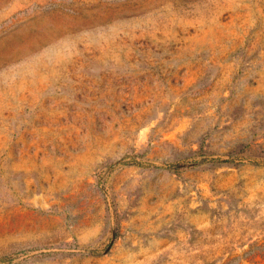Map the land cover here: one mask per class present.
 <instances>
[{
	"label": "rangeland",
	"instance_id": "374dc122",
	"mask_svg": "<svg viewBox=\"0 0 264 264\" xmlns=\"http://www.w3.org/2000/svg\"><path fill=\"white\" fill-rule=\"evenodd\" d=\"M0 264H264V0H0Z\"/></svg>",
	"mask_w": 264,
	"mask_h": 264
}]
</instances>
